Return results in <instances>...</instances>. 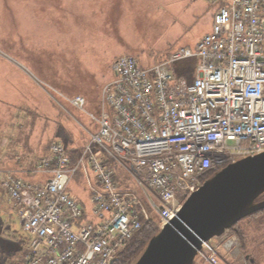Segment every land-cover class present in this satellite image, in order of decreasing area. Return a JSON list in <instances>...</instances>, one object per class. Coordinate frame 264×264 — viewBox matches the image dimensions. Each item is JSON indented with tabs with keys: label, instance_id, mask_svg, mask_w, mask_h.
<instances>
[{
	"label": "built area",
	"instance_id": "obj_1",
	"mask_svg": "<svg viewBox=\"0 0 264 264\" xmlns=\"http://www.w3.org/2000/svg\"><path fill=\"white\" fill-rule=\"evenodd\" d=\"M211 1L212 29L194 47L179 46L153 64L130 54L113 59L100 108L89 112L96 128L74 162L56 139L32 165L2 171L28 234L20 264H111L151 216L149 204L162 225L179 210L178 193L188 196L210 169L264 150V0ZM185 58L196 59L191 79L172 67ZM70 101L81 109L87 103L81 94ZM112 160L144 178L143 195L121 186ZM80 169L90 207L69 190ZM212 240L200 255L216 264ZM235 241L220 244L231 249Z\"/></svg>",
	"mask_w": 264,
	"mask_h": 264
},
{
	"label": "rangeland",
	"instance_id": "obj_2",
	"mask_svg": "<svg viewBox=\"0 0 264 264\" xmlns=\"http://www.w3.org/2000/svg\"><path fill=\"white\" fill-rule=\"evenodd\" d=\"M215 9L211 0H0V264H20L26 250L27 232L1 182L2 171L17 170L15 155L28 165L56 139L81 151L96 128L89 112L100 108L113 59L130 54L153 64L179 46L194 47L212 29ZM195 66L194 58L172 65L190 79ZM77 94L87 100L83 109L70 101ZM122 166L118 177L143 195ZM82 174L70 183H83ZM79 195L90 207V189ZM234 227L212 240L216 264H264V214ZM233 235L235 247L225 249L220 243ZM194 264L213 263L198 254Z\"/></svg>",
	"mask_w": 264,
	"mask_h": 264
},
{
	"label": "water",
	"instance_id": "obj_3",
	"mask_svg": "<svg viewBox=\"0 0 264 264\" xmlns=\"http://www.w3.org/2000/svg\"><path fill=\"white\" fill-rule=\"evenodd\" d=\"M263 195L264 150L226 163L186 197L132 264H194L203 241L264 208Z\"/></svg>",
	"mask_w": 264,
	"mask_h": 264
},
{
	"label": "trees",
	"instance_id": "obj_4",
	"mask_svg": "<svg viewBox=\"0 0 264 264\" xmlns=\"http://www.w3.org/2000/svg\"><path fill=\"white\" fill-rule=\"evenodd\" d=\"M15 141L17 142V138L15 139ZM71 153L72 152L70 151L71 161L74 162L77 158L74 157ZM31 164L32 162L30 163V165ZM218 168L220 167H214L210 169L206 173V175L202 177V181H204L207 177L211 176L214 170ZM116 177L118 179L117 175ZM185 198H186V193H178V199L180 201H183ZM145 201L148 204V200L146 199V197H145ZM148 206L150 210H154L150 204ZM259 213L264 214V208L250 215H255ZM142 220H143L142 226L133 233V235L129 238L125 246L117 252L115 260L112 262V264H132L140 255V253L143 251L149 239L159 230L160 222L159 219L156 217V215H151L149 218L143 217ZM231 228H235V227L232 226Z\"/></svg>",
	"mask_w": 264,
	"mask_h": 264
},
{
	"label": "crops",
	"instance_id": "obj_5",
	"mask_svg": "<svg viewBox=\"0 0 264 264\" xmlns=\"http://www.w3.org/2000/svg\"><path fill=\"white\" fill-rule=\"evenodd\" d=\"M25 114H26V112H24ZM93 126H95V123L93 122ZM32 130H33V128H32ZM31 130V131H32ZM68 147L71 149V154L74 156V157H76L77 158V155H79L80 153H81V151H78V148L76 147V145L75 144H68ZM18 150V149H17ZM95 150H97L98 151V148H96ZM77 151V152H76ZM47 153H49V148L46 150V151H44L43 153H41V154H47ZM14 154V153H13ZM28 154V153H27ZM40 154V155H41ZM24 158V156H22V155H20V153H17L16 155H15V159H12V160H14L15 161V163H14V165H12V166H17V167H19V166H21V164L20 163H23V161H22V159L21 158ZM19 160H20V162H19ZM32 162V161H31ZM30 162V163H31ZM27 163V162H26ZM30 163H28V164H30ZM12 164V163H11ZM111 165L113 166V168L115 169V172H116V175L117 176H120V175H124L125 174V172L123 173V171H122V164L121 163H119L118 161H116V160H112L111 161ZM119 168H121V171L119 172ZM90 172V174H91V177H92V179L93 180H95L96 181V178H95V174L92 172V171H89ZM82 173L84 174H82L83 175V180H84V182H85V184H84V182L83 183H78L77 184V187L75 186V185H73V184H71L72 183V181H74V179L77 177H75L72 181H71V183H70V186H69V190H70V192H74L75 194H76V197L78 198V199H80V201L83 203V204H85L86 205V200H84V199H82V197H79L80 195H79V193L80 194H82V192H83V189L85 188V189H90V187H89V185H88V183H87V180H86V175H85V173H84V171L82 170ZM76 174H78V172L76 173ZM75 174V175H76ZM74 175V176H75ZM27 176H29V177H31V178H40V179H42V178H44L45 177V175H43V174H27ZM73 176V177H74ZM132 176H133V178L136 180V185L138 186V188H139V186L141 187V188H143L144 189V185L142 184V183H144L145 181H144V178H142V177H140L139 179L137 178V177H135L133 174H132ZM118 180H119V182H120V184H121V186L122 187H126V188H128L125 184H124V182H125V180L124 179H122V178H120V177H118ZM85 185V186H84ZM132 189H134V190H137L136 188H132ZM140 189V188H139ZM90 195H91V190H90ZM28 234L23 238V241H21L20 242V245L21 246H26L27 244H28Z\"/></svg>",
	"mask_w": 264,
	"mask_h": 264
},
{
	"label": "flooded vegetation",
	"instance_id": "obj_6",
	"mask_svg": "<svg viewBox=\"0 0 264 264\" xmlns=\"http://www.w3.org/2000/svg\"><path fill=\"white\" fill-rule=\"evenodd\" d=\"M218 169H219V168H218ZM218 169H215L214 172H215L216 170H218ZM214 172H213V173H214ZM262 197H263V196H262ZM217 263H218V262H217Z\"/></svg>",
	"mask_w": 264,
	"mask_h": 264
}]
</instances>
